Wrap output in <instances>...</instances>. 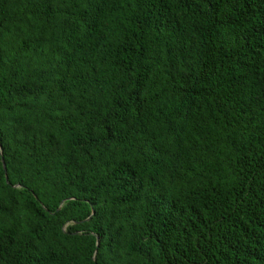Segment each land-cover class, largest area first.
I'll list each match as a JSON object with an SVG mask.
<instances>
[{
	"label": "trees",
	"instance_id": "trees-1",
	"mask_svg": "<svg viewBox=\"0 0 264 264\" xmlns=\"http://www.w3.org/2000/svg\"><path fill=\"white\" fill-rule=\"evenodd\" d=\"M0 264H264V0H0Z\"/></svg>",
	"mask_w": 264,
	"mask_h": 264
},
{
	"label": "water",
	"instance_id": "water-1",
	"mask_svg": "<svg viewBox=\"0 0 264 264\" xmlns=\"http://www.w3.org/2000/svg\"><path fill=\"white\" fill-rule=\"evenodd\" d=\"M4 167V169H5V166H3Z\"/></svg>",
	"mask_w": 264,
	"mask_h": 264
}]
</instances>
